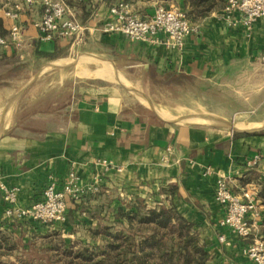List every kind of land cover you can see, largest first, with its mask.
<instances>
[{
	"label": "crops",
	"instance_id": "0c3cea01",
	"mask_svg": "<svg viewBox=\"0 0 264 264\" xmlns=\"http://www.w3.org/2000/svg\"><path fill=\"white\" fill-rule=\"evenodd\" d=\"M162 1L195 27L180 52L101 34L106 0L68 1L88 28L76 42L40 41L34 24L41 8L21 13V45L0 49V184L16 190L18 207L29 208L48 184L60 189L72 168L80 187L96 175L92 160L114 168L97 193L70 200L59 222L9 220L0 195V264H49L53 245L97 244L91 232L114 221L107 211L116 215L135 202L173 208L207 247V264H248L245 243L220 225L214 186L224 177L239 195L254 175L264 178V136H252L264 128L248 130L252 110L236 105L246 104L253 84L264 89V18L246 29L227 19L226 0ZM11 2L0 0L7 39L11 22L3 12ZM124 2L139 18L153 14L152 0ZM183 97L191 104L177 105ZM211 98L215 109L203 105ZM254 157L258 164L247 168ZM258 206L254 234L262 238L264 204Z\"/></svg>",
	"mask_w": 264,
	"mask_h": 264
},
{
	"label": "built area",
	"instance_id": "2783aa9c",
	"mask_svg": "<svg viewBox=\"0 0 264 264\" xmlns=\"http://www.w3.org/2000/svg\"><path fill=\"white\" fill-rule=\"evenodd\" d=\"M70 0H13L5 7L4 18L11 22L8 39L0 35V49L9 45L18 48L21 45L22 27L18 24L25 8L39 6L40 19L34 24L40 41L51 43L55 40H80L88 28L71 15L68 6ZM79 2L82 0H72ZM153 14L148 18H139L131 13L130 6L119 2L108 10V17L102 21L99 32L103 35L121 36L131 43H144L148 46H163L167 50L182 51L185 39L195 31L187 15L173 5L162 0H152ZM230 23L237 22L246 29L260 18H264V0H226L223 9ZM264 62V58H263ZM257 157L246 163L247 168L255 167ZM92 168L97 171L90 185L80 187L75 171L70 170L62 187L55 183L46 186L43 197L29 208L15 204V189H7L0 184L1 201L5 204L3 215L9 220L30 218L43 223L63 221L68 202L78 201L83 195L99 191L102 176L114 168L105 159H94ZM120 171L119 168L114 169ZM258 185L250 183L239 195L231 192L224 177H217L214 186V202L224 212L220 222L245 243L242 251L248 264H264V239L254 234L259 215ZM225 243V237L218 238Z\"/></svg>",
	"mask_w": 264,
	"mask_h": 264
},
{
	"label": "trees",
	"instance_id": "16d2710c",
	"mask_svg": "<svg viewBox=\"0 0 264 264\" xmlns=\"http://www.w3.org/2000/svg\"><path fill=\"white\" fill-rule=\"evenodd\" d=\"M127 0H106L110 7ZM85 0L77 3H84ZM5 29L0 19V35ZM54 58L52 55H45ZM252 136H264V131ZM249 182V180H247ZM258 200L264 204V181ZM72 201V200H71ZM97 244H80L49 250V264H207V247L200 243L192 225L173 208L163 205L147 208L138 202L119 208L113 222L91 232ZM264 239V229L261 232Z\"/></svg>",
	"mask_w": 264,
	"mask_h": 264
},
{
	"label": "rangeland",
	"instance_id": "374dc122",
	"mask_svg": "<svg viewBox=\"0 0 264 264\" xmlns=\"http://www.w3.org/2000/svg\"><path fill=\"white\" fill-rule=\"evenodd\" d=\"M259 88H260L259 86L253 84V88H252V91H251V97L247 98L246 104H244V101L241 100V99H238L237 103H236V105L240 106V108H242V109L252 110V113L247 115V117H250V121H252L253 125L246 126L247 128H249L248 130H252V131H257L261 127L264 128V89L263 90H259ZM212 93H214V95H215V91L212 92ZM159 100L162 101V102L163 101L167 102V98L166 99L162 98V99H159ZM216 100H217L216 98H214V99L211 98L209 101L204 103V99H203V105L208 107L209 109H215L216 108V104H215ZM228 100L229 99L225 97V101H228ZM198 101L201 102L199 98H197V101H195V102H198ZM175 102H176L177 105L181 104L183 106H185L186 104H188V105L191 104L190 100L189 99L186 100L184 97L175 99ZM21 105L24 107V102L21 103ZM227 115L228 114H226V116ZM235 126L237 127V129H243L245 127V126H242L241 124L234 125V127ZM259 131H264V129L259 130ZM254 177L255 178H254L253 183H256L258 185L257 189H258V194H259V191H260V188H261L260 186H261V183L264 181V178H261V177L256 176V175H254ZM257 198H258V195H257ZM109 201H107V202H109ZM112 202H114V201H112ZM141 204L146 207V205H144L143 203H141ZM155 204L153 202L152 203L149 202L147 205H149V207H152V206L155 207ZM124 206L126 208V206H129V205H124ZM107 213H108V218H113V217L115 218V216H114L115 214H114L113 211H109L108 210ZM73 248L76 249V246L74 245Z\"/></svg>",
	"mask_w": 264,
	"mask_h": 264
}]
</instances>
